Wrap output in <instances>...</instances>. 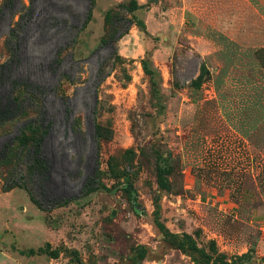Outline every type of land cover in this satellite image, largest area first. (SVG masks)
<instances>
[{
	"label": "rangeland",
	"instance_id": "rangeland-1",
	"mask_svg": "<svg viewBox=\"0 0 264 264\" xmlns=\"http://www.w3.org/2000/svg\"><path fill=\"white\" fill-rule=\"evenodd\" d=\"M137 1L129 13L128 0H93L79 30L89 0H33L10 63L8 30L30 0H0V73L12 71L0 103L17 79L28 84L20 106L32 107L0 121V264H198L162 238L156 198L172 232L264 264V0ZM109 9L145 26L118 37L117 24L103 45ZM39 122L46 197L28 169Z\"/></svg>",
	"mask_w": 264,
	"mask_h": 264
},
{
	"label": "trees",
	"instance_id": "trees-1",
	"mask_svg": "<svg viewBox=\"0 0 264 264\" xmlns=\"http://www.w3.org/2000/svg\"><path fill=\"white\" fill-rule=\"evenodd\" d=\"M90 7L88 8L87 14L85 16V20L83 24L81 25V30L85 24L91 19V7L93 5V0H89ZM14 3V0H6V2L3 4V6H12ZM48 4L53 5L52 2H48ZM2 6V7H3ZM143 5L140 4L137 0H128L127 4L121 5L120 7L129 13L134 12L135 10L141 8ZM34 13V7H33V0H30L29 5H23L22 10L19 13V17L16 21L13 22L12 26H10L8 30V36L9 39H11L10 51H11V58L10 63L19 62V50L21 44L26 40V30L28 26L31 23V20L33 18ZM106 26H107V32L106 34L101 38V44L105 45L107 43H110V41H114V35L117 33L118 29L117 24H120L121 27L123 25L124 29L118 34V37H121L123 34H125L128 30V26L130 24L136 23L138 26L144 27V23L140 19H136V17L126 18L119 12H117L116 9H109L104 14ZM44 21H46L44 19ZM65 49V48H64ZM63 52V49L57 50L56 53V60H61V53ZM113 58L118 57L116 51L113 52ZM11 66H9L5 72L0 73V83H3L7 77L12 75V71H8ZM100 69V68H99ZM143 69L147 73L149 71L148 66L146 64V61L143 62ZM101 70V69H100ZM208 74V69L204 64L200 66V72L198 76L191 81V85L199 89L201 86V83L203 81V78L205 75ZM13 90L14 93L10 97H7V99L0 103V121H10L13 118L23 114L27 110H32V107H24L22 108L20 106L21 99L16 94V91L19 87H24L25 89H28V84L21 82L17 79H14L13 81ZM29 96L34 97V93L29 92ZM40 113V109L36 110ZM48 126L44 125L43 123H38V135L34 137L31 141V144L29 147H27L28 154L30 155V163L28 165V169L30 172L37 173L39 175L40 180V189L44 197L47 195H50L48 193L47 185L50 181V172L52 169V161L51 159L43 152V138L48 132ZM163 172V169H162ZM164 173V172H163ZM95 180H90L86 183L84 186L85 192H90L96 188L94 186ZM158 184L162 186L163 188L168 189L169 186L166 184L165 179L163 177L158 178ZM30 190V188H29ZM47 190V191H46ZM30 197L35 202V204L41 208L40 202L37 201V199L33 196L32 192L30 191ZM69 199L65 198H57L54 204L61 205L65 202H67ZM52 207V206H51ZM153 222L159 233L161 234L162 238L168 242L172 247L181 250L184 253L189 254L192 259L198 263V264H249L250 255L248 253H244L241 255L233 256L230 259H227L223 254L217 251L215 244L213 242H210V245L208 246V249H205L203 247H200L197 245L194 237L186 232L182 233H175L172 232L165 222L162 219L161 215V204L159 200L156 198L154 200V211H153ZM52 256L56 257L57 252L52 251ZM145 252L144 248L140 249V254L143 255Z\"/></svg>",
	"mask_w": 264,
	"mask_h": 264
}]
</instances>
